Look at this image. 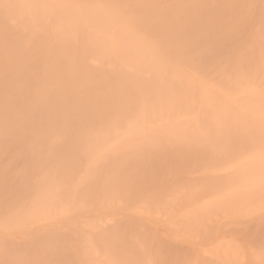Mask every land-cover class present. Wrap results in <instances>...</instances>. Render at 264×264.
I'll return each instance as SVG.
<instances>
[{"label": "bare ground", "instance_id": "6f19581e", "mask_svg": "<svg viewBox=\"0 0 264 264\" xmlns=\"http://www.w3.org/2000/svg\"><path fill=\"white\" fill-rule=\"evenodd\" d=\"M0 264H264V0H0Z\"/></svg>", "mask_w": 264, "mask_h": 264}]
</instances>
